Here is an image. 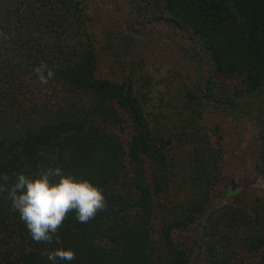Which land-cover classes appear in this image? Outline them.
Masks as SVG:
<instances>
[{
    "label": "trees",
    "instance_id": "1",
    "mask_svg": "<svg viewBox=\"0 0 264 264\" xmlns=\"http://www.w3.org/2000/svg\"><path fill=\"white\" fill-rule=\"evenodd\" d=\"M137 1L195 43L197 83L162 111L148 109L149 81L102 75L81 0H0V264H52L43 252L59 247L75 250L71 264H264V198L227 186L235 198L209 210L224 137L200 120L211 102L256 110L264 178V0ZM48 167L91 180L107 204L87 223L69 212L59 244L33 241L7 198L16 174Z\"/></svg>",
    "mask_w": 264,
    "mask_h": 264
},
{
    "label": "rangeland",
    "instance_id": "2",
    "mask_svg": "<svg viewBox=\"0 0 264 264\" xmlns=\"http://www.w3.org/2000/svg\"><path fill=\"white\" fill-rule=\"evenodd\" d=\"M81 1L97 47L102 50V75L119 79L133 74L136 81H149L146 90L150 111H162L166 105L182 103L181 92L185 86L197 83L198 63L188 51L195 43L189 35L177 32L164 21L150 19L153 12L141 7L137 0ZM204 61L203 68L208 66L205 58ZM206 72L203 71L202 86L206 83ZM221 108L211 102L200 119L209 134L219 126L224 137L223 180L211 198L210 211L235 198L227 192V186L233 191H247L264 198V178L255 170L260 129L256 110L246 114ZM194 236L195 232L190 229L179 234L181 240L190 242ZM192 264H204V260L197 259Z\"/></svg>",
    "mask_w": 264,
    "mask_h": 264
},
{
    "label": "clouds",
    "instance_id": "3",
    "mask_svg": "<svg viewBox=\"0 0 264 264\" xmlns=\"http://www.w3.org/2000/svg\"><path fill=\"white\" fill-rule=\"evenodd\" d=\"M35 72L41 84H47L55 73L45 63ZM5 183L9 177H0ZM0 185V191H4ZM7 198L13 211L18 212L33 241L59 244L58 231L69 212H75L80 223H87L106 209L103 189L87 178H78L61 167H48L36 174H16L7 187ZM52 264L64 261L71 264L76 258L72 248L59 247L43 252Z\"/></svg>",
    "mask_w": 264,
    "mask_h": 264
}]
</instances>
